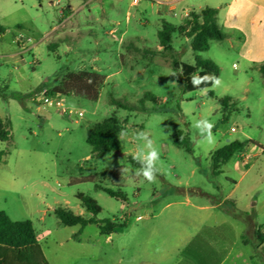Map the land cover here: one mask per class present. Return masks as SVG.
Returning <instances> with one entry per match:
<instances>
[{"label": "rangeland", "instance_id": "374dc122", "mask_svg": "<svg viewBox=\"0 0 264 264\" xmlns=\"http://www.w3.org/2000/svg\"><path fill=\"white\" fill-rule=\"evenodd\" d=\"M170 1L142 0L131 13L125 5L111 16L96 0L92 12L68 17V0H0L6 28L0 38V88L7 94H0V115L10 122L9 140L0 141V210L12 220L32 222L50 264L172 263L178 232L193 230L203 213L197 206L219 202L231 186L224 175L240 181L233 197L241 210L255 211V222L264 226V154L246 166L242 179L226 167L223 176L211 171L212 153L229 142L245 140L264 148V77L256 68L245 73L239 42L229 33L234 47L227 39L211 40L200 53L219 66L220 83L183 92L172 61L194 63L191 39L174 33L171 48L165 49L158 32L163 22L186 23L192 10L215 0ZM18 33L32 38L27 61L19 63L7 56L18 50ZM95 68L108 76L97 101L65 95L64 106L82 116L42 107L40 91L48 92L68 70ZM223 97L231 100L226 110L219 103ZM111 116L122 128L121 148L96 156L87 138L93 125ZM205 119L214 125L211 144L208 131H201ZM178 136L190 150L176 143ZM149 142L159 153L152 182L143 177L147 166L129 161L133 156L147 163ZM235 164L236 155L227 165ZM78 192L102 207L98 220L120 226L101 234L98 224L81 232L78 225L62 224L54 212L60 206L91 216ZM238 246L244 253L254 249Z\"/></svg>", "mask_w": 264, "mask_h": 264}, {"label": "trees", "instance_id": "16d2710c", "mask_svg": "<svg viewBox=\"0 0 264 264\" xmlns=\"http://www.w3.org/2000/svg\"><path fill=\"white\" fill-rule=\"evenodd\" d=\"M218 9L206 7L200 13L190 12V17L185 24L162 23V29L158 32L159 40L163 48L170 49L173 41V34L180 33L187 38H191V48L195 53L194 63L183 62L179 60L172 61V67L179 73L181 80V90L190 92L195 90H204L212 87L218 79L220 68L212 60L203 59L200 53L208 50L211 40H223L227 35L219 28L217 23ZM6 32V28L0 23V37ZM259 71L264 77V62L260 64ZM106 76L97 71H68L63 75L58 84L54 85L48 91L49 93H59L63 95H74L77 97L97 101L100 96L101 87L104 84ZM6 89V87H4ZM0 94L6 97L0 88ZM154 99L150 94L145 95ZM114 102L124 108L133 109L134 106L123 104L121 101ZM230 102L229 97L219 99L223 110H226ZM10 122L0 116V141H7L10 138ZM122 128L118 119L111 116L101 123L93 125L87 138V143L91 146L92 152L96 156H101L111 151H118L121 148L120 135ZM176 143L185 145V140L178 136ZM246 142L234 140L216 150L211 155V171L214 176L223 172V166L237 153L241 152ZM129 161L136 166L145 167L146 162L140 161L133 156ZM99 190L112 197L123 198L120 192H116L109 187H101ZM76 198L80 201L86 212V215L76 214L67 207H57L54 212L60 222L67 226L78 225L81 232L89 224H98L101 234H108L117 226L112 221L102 222L97 219V214L101 212L102 207L92 197L78 192ZM233 216L247 220L254 215V211L240 212L238 210H228ZM258 228L257 239L259 244L264 243V235ZM264 260V252L261 253ZM0 264H50L42 245L39 243L35 229L30 220H12L8 214L0 210Z\"/></svg>", "mask_w": 264, "mask_h": 264}, {"label": "crops", "instance_id": "0c3cea01", "mask_svg": "<svg viewBox=\"0 0 264 264\" xmlns=\"http://www.w3.org/2000/svg\"><path fill=\"white\" fill-rule=\"evenodd\" d=\"M95 1L85 0L82 4H77L72 0H68V6L66 7L69 14L68 17H73L83 10L92 12L93 6H96L93 4ZM97 1L101 4H106V7H101V10L109 12L111 16H115L120 10H123L125 5H127L128 14L136 7L138 9L137 4L135 6L131 5L133 0L128 4H124L125 0ZM177 1L179 0H172L166 3L171 4ZM206 7L218 9L217 23L222 31H226L227 37L225 39L231 42V36L228 34L232 33L238 40V53L244 62L245 73L248 74L247 69L251 68L259 70L260 64L264 62V0H215L213 4H209ZM204 8L192 11L200 13ZM58 14H60V11ZM14 42L16 43L15 39ZM231 46L234 47L232 42ZM7 56L18 58L19 60H16L17 63L20 61L25 62L28 59L23 58L19 46L18 50ZM35 62L38 63L36 60ZM93 71L100 72L97 68ZM106 77L108 78V76ZM40 87L43 86L39 85L37 89ZM43 91L45 90H41L40 93ZM240 141L246 142V145L241 152L235 154V167L228 166V161L223 166V172L218 176L224 175V167H226L227 170H234L240 173L242 179L247 174L246 166L254 163L264 154V148L259 144L245 140ZM245 161L247 162L246 164ZM224 179L231 186L223 198L215 204L202 203L198 205L197 209L203 213L197 219V226L190 232L184 230L178 232L176 237L177 244L173 249L174 261L170 264H239V262L241 264H264V260L259 254L260 251L264 252V243L259 244L257 239L258 228L261 227L260 231L262 233L264 226L255 222V218H257L255 211L254 215L247 220L237 218L228 212V210L249 211L241 210L238 206V200L233 197L240 181L228 175H224ZM253 198H256V195ZM226 202H229V204H226ZM249 234L250 238H248ZM240 242L243 246L253 245V251L242 252L238 246Z\"/></svg>", "mask_w": 264, "mask_h": 264}, {"label": "built area", "instance_id": "2783aa9c", "mask_svg": "<svg viewBox=\"0 0 264 264\" xmlns=\"http://www.w3.org/2000/svg\"><path fill=\"white\" fill-rule=\"evenodd\" d=\"M140 1H142V0H133L131 5L135 6ZM174 15H177V13L174 12ZM186 16H188V14H186ZM15 40H16L17 45L21 49V53H22L23 58H28L29 57V51L31 49V46L28 44L32 42V38H30L29 36L23 35L22 33H18L15 37ZM64 99H65V95H63V94L49 93L47 91H43L41 93L42 107L44 109L55 108L63 115H73V114H78V116L83 115L82 111L67 109L64 106ZM231 130L235 131L236 128L232 127ZM246 163L247 162L245 161V164ZM137 218H140V217H137ZM262 232H264L263 229H262Z\"/></svg>", "mask_w": 264, "mask_h": 264}, {"label": "clouds", "instance_id": "9594fccd", "mask_svg": "<svg viewBox=\"0 0 264 264\" xmlns=\"http://www.w3.org/2000/svg\"><path fill=\"white\" fill-rule=\"evenodd\" d=\"M220 83L219 79H217L215 81V85H218ZM203 124V128L201 129V131L207 130L208 131V135L206 138V142L211 144L214 142V137L213 134L211 132V129L214 127V125L212 123H210L207 119H205L204 121L201 122ZM147 147L149 149H152V143L149 142V144L147 145ZM159 158V153L156 149H152L150 151H148L145 159L147 161V167L143 168V177L148 180L149 182H152L155 178L153 171H152V165H153V161L157 160ZM141 170H138V174Z\"/></svg>", "mask_w": 264, "mask_h": 264}]
</instances>
